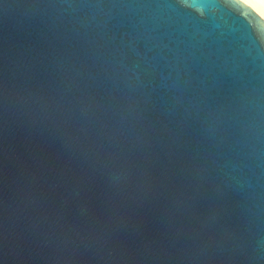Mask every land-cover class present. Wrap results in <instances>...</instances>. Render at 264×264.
Here are the masks:
<instances>
[{
	"label": "water",
	"instance_id": "obj_1",
	"mask_svg": "<svg viewBox=\"0 0 264 264\" xmlns=\"http://www.w3.org/2000/svg\"><path fill=\"white\" fill-rule=\"evenodd\" d=\"M0 264H264V18L0 0Z\"/></svg>",
	"mask_w": 264,
	"mask_h": 264
},
{
	"label": "bare ground",
	"instance_id": "obj_2",
	"mask_svg": "<svg viewBox=\"0 0 264 264\" xmlns=\"http://www.w3.org/2000/svg\"><path fill=\"white\" fill-rule=\"evenodd\" d=\"M264 18V0H240Z\"/></svg>",
	"mask_w": 264,
	"mask_h": 264
}]
</instances>
